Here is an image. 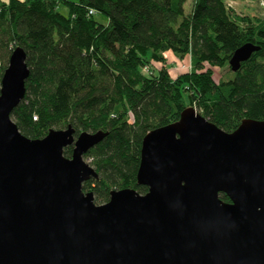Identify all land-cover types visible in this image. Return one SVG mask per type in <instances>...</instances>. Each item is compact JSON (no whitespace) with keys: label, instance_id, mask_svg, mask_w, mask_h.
Masks as SVG:
<instances>
[{"label":"water","instance_id":"water-1","mask_svg":"<svg viewBox=\"0 0 264 264\" xmlns=\"http://www.w3.org/2000/svg\"><path fill=\"white\" fill-rule=\"evenodd\" d=\"M259 50H236L232 72ZM29 76L18 47L0 87V264H264L263 121L227 133L186 108L142 141L137 181L148 192L113 190L96 205L83 185L99 174L84 157L108 133L24 136L11 117Z\"/></svg>","mask_w":264,"mask_h":264},{"label":"trees","instance_id":"trees-1","mask_svg":"<svg viewBox=\"0 0 264 264\" xmlns=\"http://www.w3.org/2000/svg\"><path fill=\"white\" fill-rule=\"evenodd\" d=\"M188 1L0 0V87L16 48L30 69L11 117L19 131L33 140L68 125L75 136L108 133L85 156L99 179L83 191L96 203L109 202L113 189L148 192L137 181L142 141L179 122L186 108L227 133L245 119L264 122V19L238 14L226 0H192L186 13ZM249 43L260 50L233 73L231 58ZM167 52L189 57L190 70L172 77ZM152 63L162 66L146 75ZM224 67L229 79L216 81L213 69Z\"/></svg>","mask_w":264,"mask_h":264},{"label":"rangeland","instance_id":"rangeland-1","mask_svg":"<svg viewBox=\"0 0 264 264\" xmlns=\"http://www.w3.org/2000/svg\"><path fill=\"white\" fill-rule=\"evenodd\" d=\"M69 1H75L76 2L77 0H69ZM226 4L228 7H229V5L230 6L232 5V7H233L232 9L238 14H249L252 16L258 15L261 18H263L264 11L259 6V0H226ZM191 5H192V0H189L185 5L186 13L190 12ZM182 66L188 67L187 64L186 65L180 64L179 71H177L175 69H172V70L169 69L170 75L172 77H176L178 73H185V72L189 71V69L181 68ZM148 68H150L152 72L154 70H157L153 63L150 64ZM213 70L215 73L214 78L216 81H218L219 79L228 80L230 77L229 69L227 67H224L222 69L214 68ZM146 75H149V74H146ZM53 129L54 130H64L65 128L54 127ZM84 161L92 167V160H88L87 158L84 157ZM113 190H115V189H113ZM88 192H90V191H86L85 193H88ZM95 204L96 205H103L102 203H99V202H97V203L95 202Z\"/></svg>","mask_w":264,"mask_h":264},{"label":"crops","instance_id":"crops-1","mask_svg":"<svg viewBox=\"0 0 264 264\" xmlns=\"http://www.w3.org/2000/svg\"><path fill=\"white\" fill-rule=\"evenodd\" d=\"M165 58L167 60V66L169 69H175L177 71H179L180 69V64H187L188 67L186 66V69L190 70V58L186 57L184 61H178V59L173 55L172 52H167L165 53ZM162 64L161 63H155V67L156 69H159V67H161ZM170 72V70H169Z\"/></svg>","mask_w":264,"mask_h":264},{"label":"built area","instance_id":"built-area-1","mask_svg":"<svg viewBox=\"0 0 264 264\" xmlns=\"http://www.w3.org/2000/svg\"><path fill=\"white\" fill-rule=\"evenodd\" d=\"M259 6H260V8L264 11V0H259ZM228 8H233L232 7V5L230 6L229 5V7ZM96 13H95V11L94 10H90L89 11V16H93V15H95ZM263 19H264V15H263ZM154 65H155V63H153ZM149 66H147V67H145V68H143V72L145 73V74H149V75H151L152 74V71H151V69L150 68H148ZM181 68H185L186 69V67L185 66H182Z\"/></svg>","mask_w":264,"mask_h":264}]
</instances>
